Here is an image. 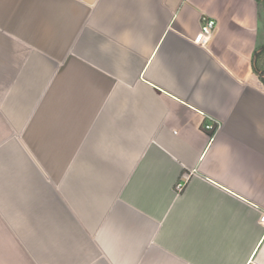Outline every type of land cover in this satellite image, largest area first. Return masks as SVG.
I'll use <instances>...</instances> for the list:
<instances>
[{
	"label": "crops",
	"instance_id": "0c3cea01",
	"mask_svg": "<svg viewBox=\"0 0 264 264\" xmlns=\"http://www.w3.org/2000/svg\"><path fill=\"white\" fill-rule=\"evenodd\" d=\"M262 48L264 1L0 0V264H264Z\"/></svg>",
	"mask_w": 264,
	"mask_h": 264
},
{
	"label": "built area",
	"instance_id": "2783aa9c",
	"mask_svg": "<svg viewBox=\"0 0 264 264\" xmlns=\"http://www.w3.org/2000/svg\"><path fill=\"white\" fill-rule=\"evenodd\" d=\"M218 28V22L216 19L204 16L201 20V27L198 35L195 38V42L199 44L200 46L206 47L211 42L213 36L215 35ZM204 129L207 131L211 130H219L218 128H215L213 124H205ZM183 187V183H179L177 185V190H181ZM260 223L264 226V212L260 216L259 219Z\"/></svg>",
	"mask_w": 264,
	"mask_h": 264
},
{
	"label": "trees",
	"instance_id": "16d2710c",
	"mask_svg": "<svg viewBox=\"0 0 264 264\" xmlns=\"http://www.w3.org/2000/svg\"><path fill=\"white\" fill-rule=\"evenodd\" d=\"M259 2H263L264 0H257ZM258 54V52H257ZM264 54V48H262L259 52V55ZM254 69L257 73H259L260 77H261V81L264 84V69L258 68V66H256V64L254 65Z\"/></svg>",
	"mask_w": 264,
	"mask_h": 264
},
{
	"label": "water",
	"instance_id": "95a60500",
	"mask_svg": "<svg viewBox=\"0 0 264 264\" xmlns=\"http://www.w3.org/2000/svg\"><path fill=\"white\" fill-rule=\"evenodd\" d=\"M83 1H85V2H87V3H89V4H93V3H95L97 0H83Z\"/></svg>",
	"mask_w": 264,
	"mask_h": 264
}]
</instances>
